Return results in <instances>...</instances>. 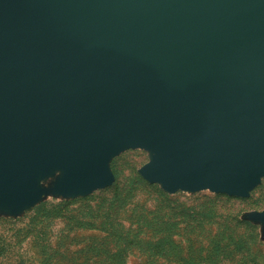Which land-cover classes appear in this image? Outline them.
Listing matches in <instances>:
<instances>
[{"label":"water","instance_id":"95a60500","mask_svg":"<svg viewBox=\"0 0 264 264\" xmlns=\"http://www.w3.org/2000/svg\"><path fill=\"white\" fill-rule=\"evenodd\" d=\"M134 147L171 193L261 183L264 0H0V208L55 170L72 195L107 187Z\"/></svg>","mask_w":264,"mask_h":264},{"label":"rangeland","instance_id":"374dc122","mask_svg":"<svg viewBox=\"0 0 264 264\" xmlns=\"http://www.w3.org/2000/svg\"><path fill=\"white\" fill-rule=\"evenodd\" d=\"M144 148L110 160L114 181L85 195L44 177L40 200L0 208V264H264V177L248 196L168 192L145 179Z\"/></svg>","mask_w":264,"mask_h":264},{"label":"trees","instance_id":"16d2710c","mask_svg":"<svg viewBox=\"0 0 264 264\" xmlns=\"http://www.w3.org/2000/svg\"><path fill=\"white\" fill-rule=\"evenodd\" d=\"M151 183V182H150ZM152 184H156V183H152ZM225 194H227V193H225Z\"/></svg>","mask_w":264,"mask_h":264}]
</instances>
